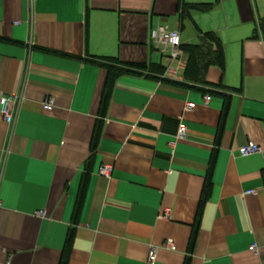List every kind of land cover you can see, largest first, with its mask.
<instances>
[{
	"label": "crops",
	"instance_id": "1",
	"mask_svg": "<svg viewBox=\"0 0 264 264\" xmlns=\"http://www.w3.org/2000/svg\"><path fill=\"white\" fill-rule=\"evenodd\" d=\"M158 25L182 44L215 32L223 69L197 88L119 76L100 113L108 72L89 59L165 71ZM0 89L18 97L13 123L0 115V264H264V159L237 154L264 147V0H0Z\"/></svg>",
	"mask_w": 264,
	"mask_h": 264
},
{
	"label": "trees",
	"instance_id": "2",
	"mask_svg": "<svg viewBox=\"0 0 264 264\" xmlns=\"http://www.w3.org/2000/svg\"><path fill=\"white\" fill-rule=\"evenodd\" d=\"M211 6H212L211 3H194L191 5L193 9L199 11H207L211 8ZM181 50L183 52V57L185 58V67L182 73L183 77L181 80L172 79L168 77H161L160 75H156L158 71L153 70V66L150 67L145 63L118 62L111 58H104L103 60L89 59V61H91L92 63L104 67L108 72V77L104 87V93L101 99L100 113H102L108 101L109 92L113 80L119 76L122 75L146 76L176 86L197 88L196 84L205 82L206 72L210 66H217L218 68L223 69L224 52H223L222 43L220 41L219 36L213 31L198 32L197 41L194 43L181 44ZM156 66L163 68L162 66L159 65ZM228 101H229V96H225V103L223 106L222 116H224L227 111ZM221 127L222 126L220 125L217 129L215 146H217L221 135ZM96 138H97V133L95 131L93 135V141L90 147L91 156L93 155L95 150ZM215 152L216 150H214L213 152V156L210 161V166L207 173V178L202 187L199 202L197 205V210H196L197 221L201 216L203 206L206 202L209 193V188H210L209 176L214 162L213 160H214ZM196 229H197L196 227L193 228L189 239V244H188L189 252L191 251L193 245ZM187 262H188V258H186L184 264H187Z\"/></svg>",
	"mask_w": 264,
	"mask_h": 264
},
{
	"label": "built area",
	"instance_id": "3",
	"mask_svg": "<svg viewBox=\"0 0 264 264\" xmlns=\"http://www.w3.org/2000/svg\"><path fill=\"white\" fill-rule=\"evenodd\" d=\"M149 38L151 44L167 59L165 66L166 75L172 79H177L180 71L184 70L185 58L181 50V38L177 29H169L164 25H158L149 30ZM211 98L210 95L204 97L207 102ZM18 97L12 94L3 93L0 89V115L7 124H12L17 110ZM43 108L50 111L53 108V99L49 98L43 102ZM194 103H188L186 109L194 107ZM186 134V127L183 121H180L176 131V138L182 139ZM237 154L241 157L251 154H259L264 159V147L256 142H246L237 150ZM111 172V166L104 164L99 168V173L108 177ZM246 194H254V189H249ZM36 214L44 216V211H38ZM164 246L170 250H175V245L171 239H167ZM248 249L254 253L257 252L258 246L253 243ZM158 247L150 245L147 253V262L152 263L156 259Z\"/></svg>",
	"mask_w": 264,
	"mask_h": 264
},
{
	"label": "rangeland",
	"instance_id": "4",
	"mask_svg": "<svg viewBox=\"0 0 264 264\" xmlns=\"http://www.w3.org/2000/svg\"><path fill=\"white\" fill-rule=\"evenodd\" d=\"M153 70L158 71V73H160V74L165 73V71L163 69H161L160 67H157V66L153 67ZM182 77H183L182 74L178 75V79H181Z\"/></svg>",
	"mask_w": 264,
	"mask_h": 264
}]
</instances>
